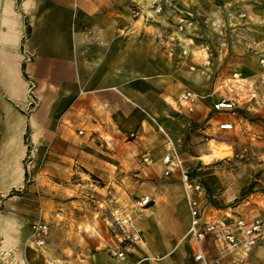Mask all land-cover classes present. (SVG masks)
Returning a JSON list of instances; mask_svg holds the SVG:
<instances>
[{
  "label": "crops",
  "instance_id": "obj_1",
  "mask_svg": "<svg viewBox=\"0 0 264 264\" xmlns=\"http://www.w3.org/2000/svg\"><path fill=\"white\" fill-rule=\"evenodd\" d=\"M154 1L0 0V264H200L195 260L198 245L187 237L191 213L179 171L165 174L163 131L179 140L183 164L193 172L203 168L204 155H211L204 153L208 142L215 140L211 135L225 131L220 125L237 127L245 118L237 116L239 103L236 110L217 111L214 105L220 98L190 88L189 81L197 77L194 59L199 56L184 57L163 44L172 39L181 50L189 49L194 43V22H183L184 30L167 35L166 27L172 22H161V16L150 9ZM223 1L224 9L236 3ZM137 9L142 12L138 20L132 15ZM146 16H153L155 22H138ZM251 18L252 26L264 35V3L252 4ZM262 37L254 41L260 51L264 50ZM187 90L200 97L193 112L180 104ZM223 112L226 116L214 117ZM27 134L31 144L41 149L50 144L46 154L49 160L59 157L63 176L83 161L87 150L99 156L93 170H113V156L119 157L123 170H129L130 156L143 155L139 163L132 159V164L162 171L168 179L163 183L165 200L160 205L152 200L155 219L147 213L142 222L146 238L136 246L116 245L106 227L96 226L89 247L84 246L78 235L83 215L64 211L57 219L62 229L74 233V244L66 238L60 241L62 257L57 260L52 259L50 243L35 248L31 244L36 221L34 185L24 164ZM83 142L96 147H84ZM133 142L138 147L132 152ZM145 156H150V163L143 161ZM53 167L45 166L55 171ZM193 178L204 188L200 195L206 208L204 220L233 215L231 208L212 212L206 184ZM203 246L214 248L209 241ZM87 250L89 257L84 259ZM116 251H124L125 258L114 255ZM69 252L74 255L67 261ZM254 252L235 262L247 264Z\"/></svg>",
  "mask_w": 264,
  "mask_h": 264
},
{
  "label": "rangeland",
  "instance_id": "obj_2",
  "mask_svg": "<svg viewBox=\"0 0 264 264\" xmlns=\"http://www.w3.org/2000/svg\"><path fill=\"white\" fill-rule=\"evenodd\" d=\"M161 2L160 12H156V7L160 5L158 0L154 1L150 9L161 16V22H172V25L166 27L167 35L179 30L180 23L175 22H194L191 32L194 43L188 55H184L183 48L181 50L179 45L176 46L172 39H166L163 44L164 49L172 47L178 55L189 58L199 56L194 59L197 77L189 81L190 88L196 91L208 90L217 99L225 97L234 100L240 105L237 116L245 118L237 127L219 135H211V139L215 140H210L204 150V153L211 155H204L203 168L189 172L206 184L212 212L231 208L233 217L242 215L248 220L262 219L263 234L247 264H264V67L260 63L264 51L254 47L258 36L263 38L264 35L251 24L252 4H261L264 0H234L236 3L230 9H224L223 0ZM135 11L140 13L136 16ZM132 15L138 20L142 12L139 9L133 10ZM138 22L155 21L153 16H146ZM202 56L211 59L210 66L204 64ZM179 67L182 69L181 65ZM234 73H239L238 79L233 77ZM181 78L184 79L180 75ZM224 116V112L214 115L216 118ZM220 139L226 142L218 143ZM175 140L179 150V140ZM25 141L28 152L24 164L28 181L34 185L35 219L50 224L47 243L54 246L52 259L62 257L58 255L60 241L66 238V242L74 244V233L62 229L57 219L59 213L64 211H76L83 215L84 222L78 235L81 234L79 237L84 246L89 247L92 229L95 232L98 230L96 226L103 230L106 227L109 239L116 245L136 246L140 239L146 238L142 222L147 213L155 219V202L152 200L155 199L158 205L161 200H165L164 191L167 186L163 183L168 179L162 171L144 170L143 165L136 167L135 164L140 162L138 158L143 155L130 156L127 160L129 170H123L119 157L113 156L116 165L113 170L97 171L93 168L99 156L87 150L89 154L83 156V161L63 176L59 172V157L49 160L46 154V147L50 144L44 143L46 146L42 149L40 145H32L29 134ZM82 145L87 148L96 147V143L91 142H83ZM131 146L133 152L137 150L138 144L133 142ZM132 159H137L135 164H132ZM46 165H54L55 171L46 170ZM184 194L186 196L185 190ZM146 196L150 197V201L143 204L142 200ZM64 227L69 228V224ZM71 229L75 230L73 224ZM73 255L74 252H69L67 261ZM88 257L89 250L84 251L83 258ZM226 261L234 264L231 263L232 257ZM55 264L60 263L57 261Z\"/></svg>",
  "mask_w": 264,
  "mask_h": 264
},
{
  "label": "built area",
  "instance_id": "obj_3",
  "mask_svg": "<svg viewBox=\"0 0 264 264\" xmlns=\"http://www.w3.org/2000/svg\"><path fill=\"white\" fill-rule=\"evenodd\" d=\"M162 10L161 5L156 7V12ZM137 16L140 12L135 11ZM179 30H184V24H179ZM264 51V50H263ZM182 53L188 55L189 49L183 48ZM261 65L264 67V55L260 59ZM206 66L211 65V59L204 58ZM233 77L238 79L239 73H234ZM199 95L191 90L185 91L180 99L181 106L185 107L188 112H193L195 105L199 100ZM236 102L225 97L215 103L214 108L217 111L236 110ZM220 128L229 130L232 128L230 124H222ZM165 141L167 151L162 159L166 166V175H170L176 168L179 171V177L186 193L187 203L191 213V226L187 233V237L193 238L198 245V252L195 254V260L200 264H229L226 261L229 257L235 262L247 256L249 252L256 246L259 238L263 234V221L260 218L248 220L242 215L233 217L232 215L225 218H215L204 220L205 205L200 201V195L203 193V185L196 181L185 168L180 152L177 147V142L165 131ZM82 133V132H80ZM144 162L150 163V156L144 157ZM150 197L146 196L142 202L147 204ZM50 224L45 220H38L33 226L31 244L35 248H43L48 242L50 236ZM205 241L211 242L214 248L212 251L203 246ZM208 248V247H207ZM120 259L125 258L124 251L113 252Z\"/></svg>",
  "mask_w": 264,
  "mask_h": 264
},
{
  "label": "trees",
  "instance_id": "obj_4",
  "mask_svg": "<svg viewBox=\"0 0 264 264\" xmlns=\"http://www.w3.org/2000/svg\"><path fill=\"white\" fill-rule=\"evenodd\" d=\"M30 30L28 29V34H29Z\"/></svg>",
  "mask_w": 264,
  "mask_h": 264
},
{
  "label": "bare ground",
  "instance_id": "obj_5",
  "mask_svg": "<svg viewBox=\"0 0 264 264\" xmlns=\"http://www.w3.org/2000/svg\"><path fill=\"white\" fill-rule=\"evenodd\" d=\"M182 193V192H181Z\"/></svg>",
  "mask_w": 264,
  "mask_h": 264
}]
</instances>
